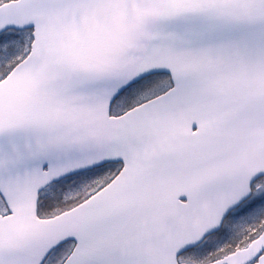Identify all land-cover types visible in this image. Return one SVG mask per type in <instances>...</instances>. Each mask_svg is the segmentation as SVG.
<instances>
[{
    "label": "snow or ice",
    "instance_id": "snow-or-ice-1",
    "mask_svg": "<svg viewBox=\"0 0 264 264\" xmlns=\"http://www.w3.org/2000/svg\"><path fill=\"white\" fill-rule=\"evenodd\" d=\"M0 264H264V0H0Z\"/></svg>",
    "mask_w": 264,
    "mask_h": 264
}]
</instances>
